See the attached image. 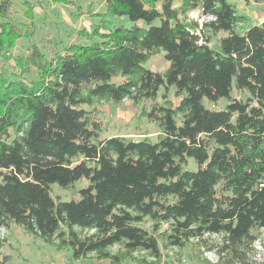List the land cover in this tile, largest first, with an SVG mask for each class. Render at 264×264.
<instances>
[{
	"label": "trees",
	"instance_id": "obj_1",
	"mask_svg": "<svg viewBox=\"0 0 264 264\" xmlns=\"http://www.w3.org/2000/svg\"><path fill=\"white\" fill-rule=\"evenodd\" d=\"M15 1L0 0V231L17 224L75 260L120 264L142 251L143 264H160L154 233L168 224L166 248L217 234L218 253L242 259L264 229V20L240 30L247 17L230 0H102L97 12L49 0L95 23L46 53L33 40L36 1L22 2L25 20ZM20 40L29 44L16 54ZM159 52L168 66L153 71ZM124 99L150 102L141 116L158 124L156 141L103 136L98 104ZM84 178L79 200L53 195L52 184Z\"/></svg>",
	"mask_w": 264,
	"mask_h": 264
},
{
	"label": "rangeland",
	"instance_id": "obj_2",
	"mask_svg": "<svg viewBox=\"0 0 264 264\" xmlns=\"http://www.w3.org/2000/svg\"><path fill=\"white\" fill-rule=\"evenodd\" d=\"M24 0H16L13 11L21 20H25L22 2ZM36 1V25L37 29L33 40L40 43L46 53L56 45L62 48L74 41L76 32L82 28L92 29L94 20H91L86 14L80 15L76 7L64 5L60 3H52L49 0H28ZM80 4L83 11L91 10L97 12L102 9V0H76ZM236 6L241 14L246 15L247 23L239 24L240 30L251 26L264 18V0L263 4L251 3L246 0H230ZM175 6L181 7V1L176 0ZM190 17L203 22L206 19L199 11L188 13ZM116 22L129 24L125 18H114ZM51 39V45L46 42ZM29 44L28 40H20L15 50L16 54L26 52ZM54 44V45H52ZM153 71H163L168 62L165 60L163 53L159 52L151 57L146 64ZM3 63L0 60V69ZM115 80V79H114ZM163 93V91H162ZM162 93L158 98V102H162ZM234 97H244L236 91ZM169 98L174 104L178 103V98L174 95L173 90L169 94ZM227 104L226 100H219L216 104H209L213 109H221ZM100 108L99 117L103 124V136H126L134 140H142L148 137L151 141H156L160 132V128L156 122L149 121L146 117L141 116L143 108H149L150 102H142L139 105L134 104L129 99H124L121 103L101 102L98 104ZM187 168L195 170L197 168L194 159L188 160ZM89 181L84 178L76 182L72 187L63 188L58 184H52L53 195L60 197L63 201L79 200V190L87 187ZM145 229L151 230V222L146 220L141 224ZM4 245L0 248V256L8 257L5 264H114L110 259H101L95 255L73 259L72 250L70 248L58 249L53 244L47 243L24 230L17 224H10L9 228L1 230ZM173 233L170 225L164 224L160 231L154 233L161 244L162 259L160 264H264V229L253 230V234L257 236V240L253 244L241 247L243 252L242 259L236 257L229 250L221 254L218 253L223 243L221 235H206L205 240L191 239L186 246L164 247V239ZM208 247H214V250H208ZM121 250L120 245H114L109 248L113 254ZM136 258H126L120 264H143V257H147V253L138 251L134 253ZM151 258L148 257V261ZM141 262V263H140Z\"/></svg>",
	"mask_w": 264,
	"mask_h": 264
},
{
	"label": "crops",
	"instance_id": "obj_3",
	"mask_svg": "<svg viewBox=\"0 0 264 264\" xmlns=\"http://www.w3.org/2000/svg\"><path fill=\"white\" fill-rule=\"evenodd\" d=\"M257 4H260V5H262V4H263V2H261V3H257ZM263 20H264V18H263L262 20H260V21L256 22V23L262 22Z\"/></svg>",
	"mask_w": 264,
	"mask_h": 264
},
{
	"label": "built area",
	"instance_id": "obj_4",
	"mask_svg": "<svg viewBox=\"0 0 264 264\" xmlns=\"http://www.w3.org/2000/svg\"><path fill=\"white\" fill-rule=\"evenodd\" d=\"M2 230V229H1ZM2 233H1V231H0V237L2 238V235H1Z\"/></svg>",
	"mask_w": 264,
	"mask_h": 264
}]
</instances>
